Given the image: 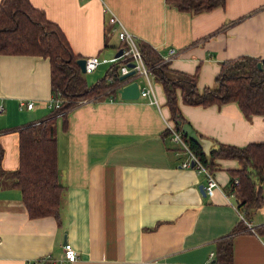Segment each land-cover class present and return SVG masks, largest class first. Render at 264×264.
Segmentation results:
<instances>
[{
  "label": "crops",
  "instance_id": "crops-1",
  "mask_svg": "<svg viewBox=\"0 0 264 264\" xmlns=\"http://www.w3.org/2000/svg\"><path fill=\"white\" fill-rule=\"evenodd\" d=\"M30 1L59 26L75 54L101 58L84 75L87 84L117 60L121 41L110 13L161 57L175 48L168 67L195 74L199 91L217 87L225 59L249 54L264 60V0H224L199 12L165 0ZM148 76L157 103L106 90L57 116L58 174L65 185L60 218H31L20 189L10 178L0 183V264H264V231L256 230L264 226L263 206L250 214L253 231L240 222L235 205L229 171L238 160L217 158L218 186L203 194L204 175L181 165L188 154L167 133L173 119L163 86L151 71ZM143 77L140 87L147 85ZM51 96L47 58L0 54L4 170L18 166V129L45 119ZM178 99L187 122L214 145L264 142V115L246 116L235 101L190 105ZM21 100H33V108L20 107ZM225 238L231 239V261L216 263L217 242ZM65 242L77 251L72 262L62 259Z\"/></svg>",
  "mask_w": 264,
  "mask_h": 264
},
{
  "label": "trees",
  "instance_id": "trees-1",
  "mask_svg": "<svg viewBox=\"0 0 264 264\" xmlns=\"http://www.w3.org/2000/svg\"><path fill=\"white\" fill-rule=\"evenodd\" d=\"M165 1L179 10L191 12L209 10L224 3V0ZM137 45L154 79L163 86L172 124L177 131H181L182 123L187 121L180 111L178 96L190 105H220L235 101L246 116L264 115V60L259 57L243 54L221 61L215 76L217 87L199 91L195 74L170 70L168 62L163 61L160 53L147 41L137 39ZM1 53L39 55L49 61L51 93L61 102L51 108L45 119L18 129L17 168L8 171L2 168L3 147L0 144V178H10L12 185L20 189L31 218L53 215L58 219L65 185L58 174L56 118L64 117L80 99L94 97L106 90L116 92L120 64L128 62V57L117 59L109 72L87 84L77 63L79 56L71 50L64 33L30 0H0ZM259 61L261 67L257 65ZM182 138L210 171L215 169L217 158L238 160L239 167L229 171L230 183L237 210L249 219L250 214L264 203V142L253 141L243 146L216 143L208 156L198 143L185 134ZM256 230L262 232L264 226ZM213 258L216 263L231 261L230 238L218 240Z\"/></svg>",
  "mask_w": 264,
  "mask_h": 264
},
{
  "label": "built area",
  "instance_id": "built-area-1",
  "mask_svg": "<svg viewBox=\"0 0 264 264\" xmlns=\"http://www.w3.org/2000/svg\"><path fill=\"white\" fill-rule=\"evenodd\" d=\"M108 22L113 25V29L117 32L118 38L122 43V47H121L122 53L118 57H115L113 59H119L121 57L126 56L128 57V62L133 63V67H129L127 65L128 62H122L119 67V74L125 73L129 69L133 68L134 73L132 76H130L132 78L129 77L130 79H133L134 75L145 76L147 79V85L141 87L139 97H146L149 103H157V99L152 90V86L148 76L150 73V69L144 63L139 47L137 45L136 35L128 31L127 28H125L124 25L121 23V21L118 19V17L113 13H110L108 15ZM176 53L177 51L175 48L173 47L169 48L167 51V55L162 56L163 61H169L173 56L176 55ZM100 62H102V60L98 55H90L85 57L84 73L92 72ZM120 83H122V81H120L115 87H117ZM60 102L61 99L59 97H55L52 95L47 103L49 107H54V106H58ZM19 106L31 109L34 106V101L21 100L19 102ZM167 128L170 131L171 138L176 142H178L188 154V158L185 161H183L181 165L194 167L198 172L202 173L206 179V184L204 185V191L205 193L211 194L212 190L218 186V183L213 175V172L208 170L202 164V162L197 158V156L189 149L184 139L182 138L183 133L181 131H177L176 129H174L173 124H168ZM235 182H237V180H235ZM262 206L264 210V203L262 204ZM238 213L240 220H242L245 223L246 227L254 231L255 228L252 225L251 221L245 218V216L240 211H238ZM0 242H1V238H0ZM211 254L213 253L211 252ZM76 258H77V251L75 250V248L72 246L71 243L65 242L63 245L62 259L72 262ZM178 264H196V263L181 262Z\"/></svg>",
  "mask_w": 264,
  "mask_h": 264
},
{
  "label": "water",
  "instance_id": "water-1",
  "mask_svg": "<svg viewBox=\"0 0 264 264\" xmlns=\"http://www.w3.org/2000/svg\"><path fill=\"white\" fill-rule=\"evenodd\" d=\"M122 53V48L120 47L116 53L115 57H118ZM77 63L80 67V70L84 72L85 68V57H79L77 58ZM127 65L129 67H133L132 62H128ZM259 67H261V62L259 61L257 63ZM134 73V69L131 68L127 72L119 74L118 78L122 83H120L117 87L116 90L119 93V96L122 99H137L140 94L141 87L139 85V80L136 79L138 75H134V79H128L130 76H132ZM181 131L185 136L198 143L202 150L209 156L210 155V148L214 145V141L210 138L204 137L199 135L192 127L191 125L186 121L182 123L181 125ZM200 190L205 193L203 189V184L199 185Z\"/></svg>",
  "mask_w": 264,
  "mask_h": 264
},
{
  "label": "rangeland",
  "instance_id": "rangeland-1",
  "mask_svg": "<svg viewBox=\"0 0 264 264\" xmlns=\"http://www.w3.org/2000/svg\"><path fill=\"white\" fill-rule=\"evenodd\" d=\"M84 75L87 76L86 73H84ZM143 78H144V77H143L142 75L137 76V79H138L139 81H142ZM9 181H10V179L7 178V177H2V178H0V183H1V184H7Z\"/></svg>",
  "mask_w": 264,
  "mask_h": 264
}]
</instances>
